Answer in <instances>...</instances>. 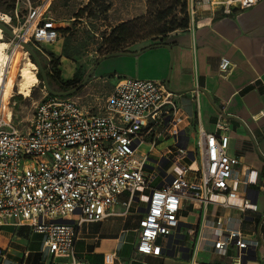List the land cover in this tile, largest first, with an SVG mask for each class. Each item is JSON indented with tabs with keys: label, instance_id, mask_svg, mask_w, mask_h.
<instances>
[{
	"label": "built area",
	"instance_id": "built-area-1",
	"mask_svg": "<svg viewBox=\"0 0 264 264\" xmlns=\"http://www.w3.org/2000/svg\"><path fill=\"white\" fill-rule=\"evenodd\" d=\"M257 1L207 3L213 14L226 15ZM48 2L27 17L25 25L30 28L23 36L12 29L23 40L32 30L26 39L40 51L39 38L52 41L57 36L52 23L38 27L36 21ZM192 10L188 29L196 17L193 6ZM233 66L222 57V76L228 77ZM13 97L11 92L8 101ZM6 103L0 85V227H27L44 234V244L55 260L89 264L75 249L81 225L126 215L138 204L144 211L136 251L160 256L172 249V243L184 241L180 213L190 205L200 208L203 227L214 228V250L236 248L234 258L221 264H243L248 241L239 229L225 228L226 215L211 218L208 205L215 203L223 211L238 209L241 220L248 212L264 219V213L237 191V184L249 180L239 176L240 158L229 153V127L221 118L215 131L198 130L197 147H183L189 122L177 94L162 80L135 77L117 78L97 113L85 110L75 95L48 93L36 105L26 130L14 123L13 108ZM157 176L160 182L154 186ZM118 206L123 210L118 211ZM188 236L194 239V228H188ZM199 247L196 241L194 249ZM116 257L112 251L104 259L113 264Z\"/></svg>",
	"mask_w": 264,
	"mask_h": 264
},
{
	"label": "crops",
	"instance_id": "crops-1",
	"mask_svg": "<svg viewBox=\"0 0 264 264\" xmlns=\"http://www.w3.org/2000/svg\"><path fill=\"white\" fill-rule=\"evenodd\" d=\"M191 26L168 33L160 44L131 52L134 55H119L114 73L117 78L162 80L177 94L189 122L183 147H197L199 129L212 132L218 119L226 122L229 153L240 158L241 180H249L237 184V191L251 200L258 213H264V0L226 15L213 14L208 4H202ZM61 46L55 54L61 55ZM222 57L234 65L228 77L222 76L219 67ZM61 62L62 69L68 67L63 55ZM74 73L69 69L62 77L71 79ZM101 75L97 73L96 79ZM117 210L123 208L118 206ZM143 211L137 204L126 215L83 223L75 245L77 255L89 264H107L105 254L112 251L117 255L113 264H221L234 258L235 247L223 252L212 248L214 228L203 227L200 208L190 205L181 211L185 214L180 213L185 222L181 230L186 234L184 241L172 243V249L160 256L138 253ZM208 212L213 219L226 215L225 228L242 232L249 243L243 264H264V219L248 212L241 220L238 209L223 211L215 203L208 205ZM191 227L195 229L194 239L188 236ZM44 240V234L27 227H0V264H66L64 259L53 258ZM196 241L200 247L194 249Z\"/></svg>",
	"mask_w": 264,
	"mask_h": 264
},
{
	"label": "rangeland",
	"instance_id": "rangeland-1",
	"mask_svg": "<svg viewBox=\"0 0 264 264\" xmlns=\"http://www.w3.org/2000/svg\"><path fill=\"white\" fill-rule=\"evenodd\" d=\"M47 1L49 2L45 9H41L37 14L36 21H39L38 27L43 26L45 23H52L51 29L57 31V36L52 41H48L46 38H39L38 45L42 51L38 49H35V51L40 57L43 67L51 68L52 57L49 54L54 53L61 45L64 48L66 40V48L71 54V57L67 58L68 67L65 66L62 69L63 62H61V58L63 49L61 48V55L55 54L53 57L54 62H58V66L55 69L56 71H61V79H63L62 72L63 75L67 76L69 69H72L73 72L77 71L76 80L84 77L97 61L113 52L111 51L112 49H116V52H135L160 44L163 41L160 32L169 28L172 21H179L183 17L180 12L183 1L186 2L189 18H191L193 13L192 6L196 11L195 15H197L202 4H208L207 0H182L174 13L162 22L157 21V12L175 4L177 0H98L91 4L89 10L80 19H75L74 16L88 3L86 0H0V14L5 16V24L11 29H17V32L23 36L26 30L30 28L28 23L25 25L27 17L33 12L35 7L43 5ZM106 6H109L108 10H105ZM123 22H129L126 35L120 37L114 43H107L105 39L111 32V28ZM64 28L69 29V31L66 33L58 31V29ZM30 33H32V30L28 35ZM28 35L24 41L31 45L32 43L26 39ZM34 37H31L32 42L35 41ZM2 38L9 44L6 53L11 57L9 73L5 77V82L7 89L12 86L14 97L8 102L13 108L14 123L20 129L26 130L36 105L49 92L45 88L43 80L39 78L34 86L31 87L28 96L19 92V69L27 60L25 58L32 60V57L22 45L18 44L7 34L3 33ZM112 40L110 39L111 42ZM17 44L19 46H16ZM120 58V56H113L100 61L87 83L75 94V97L85 110L91 113L102 111L106 99L117 80L114 68L119 64L117 59ZM119 70L121 71L123 68H118ZM35 71L36 74L39 71L37 66ZM97 73L102 75L96 79ZM77 84L75 83L71 87ZM51 87L55 90H60L57 84ZM193 141L191 140V142ZM187 164L189 165L190 162L187 161ZM159 182L160 177L157 176L153 185L156 186ZM181 214H185V212Z\"/></svg>",
	"mask_w": 264,
	"mask_h": 264
},
{
	"label": "trees",
	"instance_id": "trees-1",
	"mask_svg": "<svg viewBox=\"0 0 264 264\" xmlns=\"http://www.w3.org/2000/svg\"><path fill=\"white\" fill-rule=\"evenodd\" d=\"M94 1H98V0H90L89 3H87L83 8H81L75 15L76 19H80L83 17V15L85 14V12H87L89 10V7L91 6V4L94 3ZM182 0H177L175 2V4H172L170 6H168L166 9H161L157 12L156 17H157V21L158 22H162L165 21L169 16H171L176 7L178 6V4L181 2ZM109 6H106L105 10H108ZM186 2L183 1V3L181 4V10L180 12L183 14V17L179 20V21H172L171 22V26L169 28H167L166 30H163L162 32H160V34L162 35V39L164 40V38L167 36L168 33L172 32V31H176V30H182V29H186L189 25V16L187 14V10H186ZM128 27H129V22H123V23H119L118 25H115L111 28V32L108 34V36L106 37L105 41L107 43H114V41H118V39L120 37H124L128 31ZM59 32H63L66 33L69 31V29H58ZM116 38V39H114ZM110 39H113L112 42L110 41ZM67 41L65 40L64 42V48L62 50V55L65 56L66 58H70L71 54L68 52L67 48ZM116 49H112L111 51L116 52ZM109 52V51H108ZM107 52V53H108ZM112 53V52H110ZM49 55H51L52 60H51V68H47L44 67L49 84L51 86H53L54 84H57L60 88L61 91H65L71 88V85H74L75 83H80L82 81V79L84 77H80L79 80H76V74L77 71L74 73V77L71 79H61L60 78V70L56 71V67L58 66V62H54L53 57L55 56V53H50ZM32 60L34 61V59L32 58ZM37 76L39 79L43 80L42 74L40 71L37 72ZM76 80V81H75ZM77 84V85H78ZM76 85V86H77ZM75 87V86H72ZM81 89V88H80ZM79 89V90H80ZM78 90V91H79ZM78 91H76L75 93L69 95V96H74Z\"/></svg>",
	"mask_w": 264,
	"mask_h": 264
},
{
	"label": "bare ground",
	"instance_id": "bare-ground-1",
	"mask_svg": "<svg viewBox=\"0 0 264 264\" xmlns=\"http://www.w3.org/2000/svg\"><path fill=\"white\" fill-rule=\"evenodd\" d=\"M4 18L5 16L0 14V20ZM2 37H3V31L0 28V85L4 87L5 99L7 101L6 105H9L8 97L12 92V86H10V88L7 89L5 77L9 73V64L11 57H9V54L6 53L9 44ZM25 59L27 60L19 69V76H20L19 92L24 94L25 96H28L31 87L34 86V84L38 81V76L35 71L36 64L33 63V61L28 58Z\"/></svg>",
	"mask_w": 264,
	"mask_h": 264
},
{
	"label": "water",
	"instance_id": "water-1",
	"mask_svg": "<svg viewBox=\"0 0 264 264\" xmlns=\"http://www.w3.org/2000/svg\"><path fill=\"white\" fill-rule=\"evenodd\" d=\"M0 28L2 29L3 33L7 34L10 38H12L18 44L22 45L25 48V50L30 54V56L34 59V63L36 64V66L38 67L39 71L42 74L43 83H44L45 88L47 89V91L50 94H53V95L69 96V95L75 93L76 91H78L80 88H82L87 83V81L89 80V78L94 73L97 66L99 65V62L104 60V59H107V58L113 57V56H119V55H134V54H136V53H131V52H112V53H109V54L105 55L104 57H102L99 61H97L94 64V66L87 72V74L84 76L82 81L77 86L71 87L70 89L65 90V91H60V90L53 89L51 87V85L49 84L45 69H44L43 64H42V61H41L40 57L38 56V54L36 53L35 49L28 42L24 41L19 36H17L15 34V32L7 24H5V22H3L1 20H0ZM185 249L188 250L189 248L185 247Z\"/></svg>",
	"mask_w": 264,
	"mask_h": 264
}]
</instances>
